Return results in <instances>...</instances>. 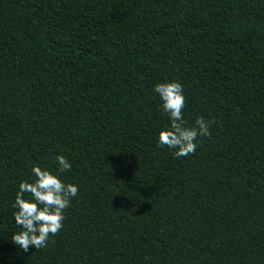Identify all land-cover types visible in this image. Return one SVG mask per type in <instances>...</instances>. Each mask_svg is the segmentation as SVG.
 <instances>
[{
  "label": "trees",
  "instance_id": "1",
  "mask_svg": "<svg viewBox=\"0 0 264 264\" xmlns=\"http://www.w3.org/2000/svg\"><path fill=\"white\" fill-rule=\"evenodd\" d=\"M173 80L215 120L181 158ZM57 155L79 194L25 253L12 204ZM0 264H264V0H0Z\"/></svg>",
  "mask_w": 264,
  "mask_h": 264
},
{
  "label": "clouds",
  "instance_id": "2",
  "mask_svg": "<svg viewBox=\"0 0 264 264\" xmlns=\"http://www.w3.org/2000/svg\"><path fill=\"white\" fill-rule=\"evenodd\" d=\"M154 92L161 99V109L170 120V126L159 132L157 146H166L175 158L194 155L198 141L211 136L210 129L215 120L199 116L193 125L187 124L183 114L186 99L183 85L178 81L157 83ZM54 159L58 163L57 173L33 166L32 182L19 184L12 204L14 222L19 230L13 233L11 241L25 253L33 247L36 250L48 247L49 237L60 232L65 220L64 212L79 194L77 185L59 178L71 170L70 162L63 155ZM25 194H28V199L24 198Z\"/></svg>",
  "mask_w": 264,
  "mask_h": 264
}]
</instances>
